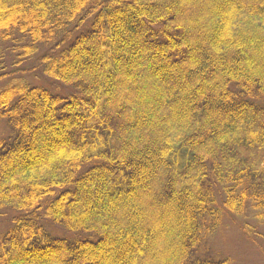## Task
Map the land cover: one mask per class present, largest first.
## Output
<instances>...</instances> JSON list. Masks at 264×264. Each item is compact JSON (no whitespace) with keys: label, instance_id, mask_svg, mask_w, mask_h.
Listing matches in <instances>:
<instances>
[{"label":"trees","instance_id":"trees-1","mask_svg":"<svg viewBox=\"0 0 264 264\" xmlns=\"http://www.w3.org/2000/svg\"><path fill=\"white\" fill-rule=\"evenodd\" d=\"M4 76L0 264H231L222 220L264 225V0H0Z\"/></svg>","mask_w":264,"mask_h":264},{"label":"rangeland","instance_id":"rangeland-1","mask_svg":"<svg viewBox=\"0 0 264 264\" xmlns=\"http://www.w3.org/2000/svg\"><path fill=\"white\" fill-rule=\"evenodd\" d=\"M1 45L6 46L5 42ZM4 60L6 64L9 63L7 58H4ZM23 76L26 83L49 88L52 93L68 96L72 92L69 87L53 79L46 78L37 70L24 73ZM7 77L0 78V89L11 83V80ZM10 77L12 82L16 81L13 75ZM3 122L4 120L0 119V135L7 136L10 129ZM6 212L5 210L0 211V236L13 225V222L9 219L11 214ZM242 223L238 219H223L220 228L208 239V247L212 253H220V255L228 257L231 264H264V225H254L252 228H246ZM43 224L45 229L53 236L74 237L72 233L64 232L59 227L52 226L46 221H43Z\"/></svg>","mask_w":264,"mask_h":264}]
</instances>
